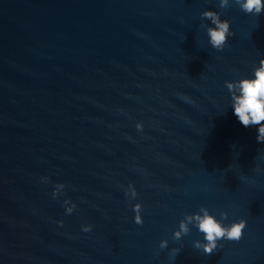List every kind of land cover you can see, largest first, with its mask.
<instances>
[{
	"label": "water",
	"instance_id": "95a60500",
	"mask_svg": "<svg viewBox=\"0 0 264 264\" xmlns=\"http://www.w3.org/2000/svg\"><path fill=\"white\" fill-rule=\"evenodd\" d=\"M219 3L0 0V264H264V143L226 87L264 59V13ZM206 10L231 21L223 51ZM202 206L243 238L174 240Z\"/></svg>",
	"mask_w": 264,
	"mask_h": 264
},
{
	"label": "clouds",
	"instance_id": "9594fccd",
	"mask_svg": "<svg viewBox=\"0 0 264 264\" xmlns=\"http://www.w3.org/2000/svg\"><path fill=\"white\" fill-rule=\"evenodd\" d=\"M246 14L256 16L264 13V0H231ZM230 0H220L219 7L227 9L231 6ZM201 19H206L211 22V26L203 25L206 28L209 37L210 45L218 50L223 51L228 44L229 37L234 36L235 32L231 28V21L222 19L221 14L214 10H206L201 13ZM226 87L231 93L232 108L234 114L244 127L258 126L257 141L264 143V59L259 61V66L254 69V78H243L237 81H226ZM137 129L143 130V123H137ZM47 177L44 178L47 181ZM65 188L63 183H58L52 193L55 199ZM126 196L129 200H134L138 196V192L134 185L129 184ZM67 214H71L77 205L71 200H65ZM135 212L134 222L138 225L144 223L143 219V204L136 203L133 206ZM220 219L213 214L207 207H201L194 214H186L184 219L179 223L178 230L173 234V239L180 241L184 236L191 231L190 226L198 228L199 232L204 234L203 241L196 240L193 243L194 248L202 250L208 256H211L218 248L223 247L220 244L221 240L240 241L243 238L244 230L247 227V221L240 219L238 222H233L229 225L223 223L228 218V212L220 213ZM62 225L63 221H59ZM84 232H90L92 225H84ZM169 246L168 240H162L159 248L167 249ZM181 252V248L171 249L170 255L175 258Z\"/></svg>",
	"mask_w": 264,
	"mask_h": 264
}]
</instances>
